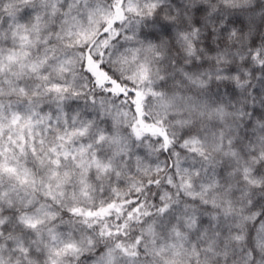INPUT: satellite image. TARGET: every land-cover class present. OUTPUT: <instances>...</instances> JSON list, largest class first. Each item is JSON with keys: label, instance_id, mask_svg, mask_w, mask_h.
<instances>
[{"label": "clouds", "instance_id": "9594fccd", "mask_svg": "<svg viewBox=\"0 0 264 264\" xmlns=\"http://www.w3.org/2000/svg\"><path fill=\"white\" fill-rule=\"evenodd\" d=\"M46 2L14 0L21 12L41 13L46 23L42 35L52 41L49 47L59 58L66 57L62 73L49 72L66 82L64 103L81 118L127 137L125 160L133 171L137 156L145 166L136 178H151L159 167L161 191H170L169 213L157 220L158 238L161 244H171L178 231L182 245L162 256L141 255L143 264H264V64L250 56V51L264 47V0H161L150 13L146 0H131L135 12L124 0L125 20L114 29L119 38L110 40L111 60H104L123 80L130 68L119 62L120 55L130 47L156 46L158 55L148 56L153 70L148 87L173 104L165 112L158 97L146 93L144 107L172 138L165 149L158 138L137 139L131 112L95 84L82 67L79 48L56 40L55 32L66 18L86 22L89 12L96 13L99 38L103 12L114 9L118 0H57L53 17L44 13ZM9 23L0 16L5 31ZM194 29L198 33L192 47L176 38ZM44 103L56 107L47 98ZM117 109L128 112L118 125L113 119ZM193 137L200 141L202 155L184 148ZM177 160L182 170L171 187L165 177ZM0 250L6 264H24L7 234ZM84 257L82 264H91L87 253Z\"/></svg>", "mask_w": 264, "mask_h": 264}, {"label": "snow or ice", "instance_id": "6c2138e0", "mask_svg": "<svg viewBox=\"0 0 264 264\" xmlns=\"http://www.w3.org/2000/svg\"><path fill=\"white\" fill-rule=\"evenodd\" d=\"M56 2L47 0L46 17L56 15ZM160 2L146 0L145 8L150 13ZM128 7L137 11L131 0ZM95 15L89 12L86 22L66 18L55 32L56 40L79 48L82 67L95 84L131 112L137 139L155 137L161 149L169 148L172 138L144 107L146 93L158 97L165 112L173 104L148 87L153 75L148 56L158 55L156 46L127 48L119 62L129 66L130 74L122 80L104 57L111 60L110 40L119 38L114 29L125 20L124 0L103 12L99 38ZM0 16L11 21L7 31L0 26V240L7 234L24 264H70L73 260L82 264L85 253L91 264H143L141 255L157 257L178 249L180 232L171 244H161L158 238V217L170 209V191H161L160 168L151 178L138 180L145 166L137 156L133 171L125 160L127 137L81 118L64 103L66 82L49 72L62 73L66 57L59 58L49 47L52 41L42 35L46 23L39 11L21 12L14 0H0ZM197 33L195 29L191 35L177 33L176 38L192 47ZM250 56L264 64V47L250 51ZM45 98L55 109L44 103ZM128 112L116 110L117 125ZM199 144L193 137L183 146L193 155H202ZM173 169L165 177L171 187L180 178L179 160ZM0 264H6L2 250Z\"/></svg>", "mask_w": 264, "mask_h": 264}]
</instances>
